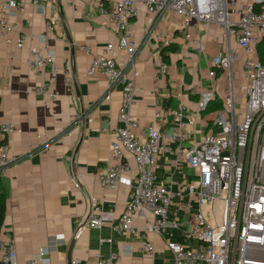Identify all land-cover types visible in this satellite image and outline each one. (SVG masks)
I'll return each instance as SVG.
<instances>
[{"label":"crops","instance_id":"1","mask_svg":"<svg viewBox=\"0 0 264 264\" xmlns=\"http://www.w3.org/2000/svg\"><path fill=\"white\" fill-rule=\"evenodd\" d=\"M9 1L22 3L23 10L8 17L18 26L11 41L6 42L0 34V141L10 145L11 161L0 170V187L7 199L0 239L15 245L17 264H27L42 248H50V264H97L99 257L111 253L119 254L115 264H174L166 241L198 246L196 240L185 237L190 228L188 207L197 206L185 188L196 183L197 174L186 165L177 166L171 156L157 157L156 175L159 183L182 193L170 209V218L180 228L163 236H148L155 246L153 258L141 253L143 240L139 234L146 226L145 218L136 217L134 232L126 233H117L112 226L90 229L85 224L92 198H97L105 210H114L116 219L127 202L125 187L106 191L100 179V173L113 165L110 145L113 132L121 127L120 88L112 89L103 76L87 75L92 56L108 44H118L109 20L100 12L102 5H111L114 0H0V18L3 5ZM34 1L48 5L45 15L34 7ZM136 12L130 39L138 48L135 67L139 76L132 115L138 123L135 135L145 137L156 122L157 111L184 107L190 119L195 117L203 93L214 91L221 99L223 80H212L206 74L212 69V59L226 48V40L216 27L186 30L172 16L156 23L141 4ZM42 36L54 50L56 62L43 71H32L31 52L44 50L39 41ZM20 37L25 39L23 48L17 47ZM165 41L170 43L166 45ZM171 46L178 51L169 55L170 63L162 74L161 53ZM83 47L90 49L91 55L84 53ZM124 55L118 49L113 53L120 66ZM67 70L72 78L70 86L64 82ZM53 71L56 77L49 89L56 98L50 99L36 89L50 82ZM239 73L237 68L241 81ZM243 88L239 83L237 97L241 104ZM207 119L201 116L196 140L211 132ZM4 125H12L13 132L3 134ZM158 128L170 133L173 122L159 123ZM186 132L194 138L193 128L188 127ZM130 167L134 175L136 166L131 160ZM208 209L205 213L210 216ZM148 218L152 219L150 215Z\"/></svg>","mask_w":264,"mask_h":264},{"label":"built area","instance_id":"2","mask_svg":"<svg viewBox=\"0 0 264 264\" xmlns=\"http://www.w3.org/2000/svg\"><path fill=\"white\" fill-rule=\"evenodd\" d=\"M139 4L156 23H164L172 16L179 19L186 30H199L205 25L216 27L226 40V48L212 59V69L206 74L212 80L224 82L223 109L208 116L212 119L211 132L201 140L195 138L197 125L210 102L216 99L214 91L202 94L195 117L187 119L184 107L160 110L146 136L135 135L138 123L132 109L136 105L139 76L135 67L138 48L130 37L131 20ZM33 5L46 14L48 5L43 1H34ZM2 9L0 34L9 43L18 26L11 24L8 17L21 12L23 4L9 1ZM100 12L109 20L118 44H108L100 54L92 56L87 75L105 77L112 89L120 88L121 94L118 116L121 127L113 132L110 145L113 165L100 173V179L106 191L125 187L127 202L124 212L116 219L114 210H105L97 198H92L86 226L90 229L112 226L117 233L134 232V219L143 217L147 222L139 234L143 240L141 253L153 258L155 246L148 236H163L180 228V224L170 218V209L174 199L182 193H175L159 183L156 175L157 157L168 155L177 166L186 165L197 174L196 183L185 188L197 204L188 207L190 228L185 237L196 240L198 246L191 248L166 241L174 264H264V61L258 51L264 42V0H114L111 5H102ZM45 40V36L39 37L44 50L31 52L32 71H43L55 65V52ZM169 43L165 41L166 45ZM24 44V37H20L17 47L23 48ZM116 49L125 53L122 66L113 56ZM81 50L91 55L87 47ZM200 50H203L202 45ZM166 70L167 66L160 63V73L165 74ZM55 77L53 71L50 82L36 92L55 99L56 95L49 89ZM64 82L71 85L70 70L66 71ZM239 83L244 86L243 104L237 97ZM168 120L173 122V131L162 133L158 125ZM188 127L193 128L194 138L186 132ZM13 130L12 125L1 127L6 135ZM9 152L10 145L0 141V170L11 165ZM130 160L136 166L134 175ZM207 207L210 216L205 213ZM49 256L50 248H42L27 264H50ZM118 258L119 254L111 253L99 257L97 264H115ZM17 262L15 245L0 239V264Z\"/></svg>","mask_w":264,"mask_h":264},{"label":"trees","instance_id":"3","mask_svg":"<svg viewBox=\"0 0 264 264\" xmlns=\"http://www.w3.org/2000/svg\"><path fill=\"white\" fill-rule=\"evenodd\" d=\"M178 49L174 46L171 47H166L163 49L161 56H162V61L164 62L165 65H169L170 63V54L177 53ZM259 51V56L262 61H264V42L261 43L258 47ZM220 72H218V75ZM223 109V103L220 98H216L214 101H211L210 104L208 105L207 109L202 113V117L207 119L209 115L212 113H215L217 111H220ZM206 123L208 127L212 126V119H207ZM6 206H7V199H6V194L3 189L0 187V227L3 224L4 217L6 214Z\"/></svg>","mask_w":264,"mask_h":264},{"label":"water","instance_id":"4","mask_svg":"<svg viewBox=\"0 0 264 264\" xmlns=\"http://www.w3.org/2000/svg\"><path fill=\"white\" fill-rule=\"evenodd\" d=\"M71 50H72V56H73L74 48H71ZM81 112H82V117H83V116H84V110L82 109ZM70 262H71V261H70Z\"/></svg>","mask_w":264,"mask_h":264}]
</instances>
